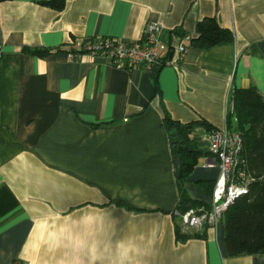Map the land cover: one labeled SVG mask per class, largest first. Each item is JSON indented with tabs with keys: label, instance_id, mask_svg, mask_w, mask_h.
Segmentation results:
<instances>
[{
	"label": "crops",
	"instance_id": "0c3cea01",
	"mask_svg": "<svg viewBox=\"0 0 264 264\" xmlns=\"http://www.w3.org/2000/svg\"><path fill=\"white\" fill-rule=\"evenodd\" d=\"M45 1L0 2V264H264L227 253L222 221L177 239L163 128L164 116L194 122L200 154L182 189L209 205L220 171L208 127L227 128L234 89L264 97V0ZM205 17L232 40L189 47L156 75L80 51L97 36L139 41L148 22L172 45Z\"/></svg>",
	"mask_w": 264,
	"mask_h": 264
},
{
	"label": "trees",
	"instance_id": "16d2710c",
	"mask_svg": "<svg viewBox=\"0 0 264 264\" xmlns=\"http://www.w3.org/2000/svg\"><path fill=\"white\" fill-rule=\"evenodd\" d=\"M6 0H0V2ZM64 0L45 1L44 4L61 8ZM229 29L220 27L213 17H205L197 24V34L191 36L189 47L207 48L214 44L231 41ZM173 45L169 46V57ZM23 50L44 55L48 50ZM161 65L154 67V74ZM159 89L155 83V93ZM231 107L227 113V129L239 135L241 146L238 164L234 175L238 181H244L246 191L235 197L227 207L219 222L225 228V245L231 256L242 254L264 253V97L255 88L234 89L231 93ZM236 118V122H234ZM205 124L202 121H195ZM192 123H181L168 116L163 117V128L168 134L171 152L181 159V174L177 177L179 201L177 212L183 214L190 208H196L201 203L191 200L182 189V184L189 171L194 166L199 152L192 147L189 138ZM209 131L213 128L208 127ZM214 187V185H213ZM213 190V189H212ZM212 194V192H211ZM208 207V205H204ZM208 226V225H207ZM191 231L176 229L179 240L191 236Z\"/></svg>",
	"mask_w": 264,
	"mask_h": 264
},
{
	"label": "built area",
	"instance_id": "2783aa9c",
	"mask_svg": "<svg viewBox=\"0 0 264 264\" xmlns=\"http://www.w3.org/2000/svg\"><path fill=\"white\" fill-rule=\"evenodd\" d=\"M170 37L169 40H173L171 57L163 27L157 22L145 24L139 41L123 43L114 37L97 36L84 43L80 51L105 57L118 68L144 66L154 70L161 64L176 67L189 48L191 35L174 32ZM207 140L209 152L217 159L220 172L208 207L190 208L180 215V226L184 232L204 225L215 226L235 197L246 191L244 181H238L234 175L241 146L239 135L227 128L212 129L207 133Z\"/></svg>",
	"mask_w": 264,
	"mask_h": 264
},
{
	"label": "water",
	"instance_id": "95a60500",
	"mask_svg": "<svg viewBox=\"0 0 264 264\" xmlns=\"http://www.w3.org/2000/svg\"><path fill=\"white\" fill-rule=\"evenodd\" d=\"M174 171L175 175L178 177L181 174V159L178 154L173 156Z\"/></svg>",
	"mask_w": 264,
	"mask_h": 264
},
{
	"label": "rangeland",
	"instance_id": "374dc122",
	"mask_svg": "<svg viewBox=\"0 0 264 264\" xmlns=\"http://www.w3.org/2000/svg\"><path fill=\"white\" fill-rule=\"evenodd\" d=\"M229 104H230V107H231V114L233 115L234 109H233V103H232V100H231V96H230V99H229ZM234 120H235L234 122H236V118Z\"/></svg>",
	"mask_w": 264,
	"mask_h": 264
}]
</instances>
